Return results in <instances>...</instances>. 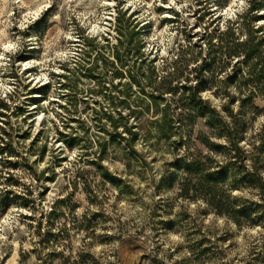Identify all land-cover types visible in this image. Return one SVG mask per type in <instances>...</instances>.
Returning a JSON list of instances; mask_svg holds the SVG:
<instances>
[{"label": "clouds", "instance_id": "1", "mask_svg": "<svg viewBox=\"0 0 264 264\" xmlns=\"http://www.w3.org/2000/svg\"><path fill=\"white\" fill-rule=\"evenodd\" d=\"M0 264H264V0H0Z\"/></svg>", "mask_w": 264, "mask_h": 264}]
</instances>
